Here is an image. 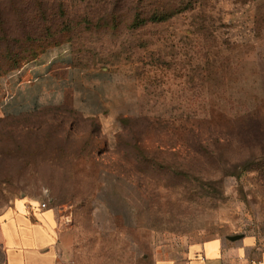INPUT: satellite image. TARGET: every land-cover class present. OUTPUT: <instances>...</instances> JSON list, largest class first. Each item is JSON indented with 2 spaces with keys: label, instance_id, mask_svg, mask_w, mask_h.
Masks as SVG:
<instances>
[{
  "label": "rangeland",
  "instance_id": "obj_1",
  "mask_svg": "<svg viewBox=\"0 0 264 264\" xmlns=\"http://www.w3.org/2000/svg\"><path fill=\"white\" fill-rule=\"evenodd\" d=\"M61 48L108 71V130L9 111L12 73ZM19 199L89 217L98 264L264 234V0H0V211Z\"/></svg>",
  "mask_w": 264,
  "mask_h": 264
},
{
  "label": "crops",
  "instance_id": "obj_2",
  "mask_svg": "<svg viewBox=\"0 0 264 264\" xmlns=\"http://www.w3.org/2000/svg\"><path fill=\"white\" fill-rule=\"evenodd\" d=\"M112 88L106 69L80 68L67 49L51 50L23 66L10 86L8 109L19 116L68 106L83 120L98 122L104 132L119 117L110 109ZM96 226L89 217L85 223L70 220L54 207L16 200L0 211V264H98ZM148 261L264 264V234L209 236L175 250L154 251Z\"/></svg>",
  "mask_w": 264,
  "mask_h": 264
},
{
  "label": "built area",
  "instance_id": "obj_3",
  "mask_svg": "<svg viewBox=\"0 0 264 264\" xmlns=\"http://www.w3.org/2000/svg\"><path fill=\"white\" fill-rule=\"evenodd\" d=\"M22 71H23V68L17 69L16 71H14V72L12 73V75H11L10 77H13V79H14L15 77H19V76H21ZM40 207H41V208H45V207H46V204H45V203H42V204H40Z\"/></svg>",
  "mask_w": 264,
  "mask_h": 264
},
{
  "label": "trees",
  "instance_id": "obj_4",
  "mask_svg": "<svg viewBox=\"0 0 264 264\" xmlns=\"http://www.w3.org/2000/svg\"><path fill=\"white\" fill-rule=\"evenodd\" d=\"M120 1V0H119ZM171 16V14H164V15H160V16H156V15H154V19H156V20H165V19H167L168 17H170ZM21 68V67H20ZM19 69V68H18Z\"/></svg>",
  "mask_w": 264,
  "mask_h": 264
}]
</instances>
